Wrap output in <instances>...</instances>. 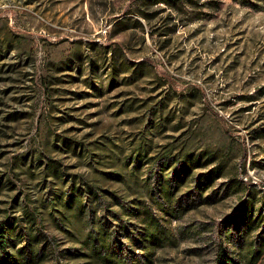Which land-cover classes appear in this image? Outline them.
Here are the masks:
<instances>
[{"label":"rangeland","instance_id":"rangeland-1","mask_svg":"<svg viewBox=\"0 0 264 264\" xmlns=\"http://www.w3.org/2000/svg\"><path fill=\"white\" fill-rule=\"evenodd\" d=\"M93 222L264 264V0H0V264H104Z\"/></svg>","mask_w":264,"mask_h":264},{"label":"trees","instance_id":"trees-1","mask_svg":"<svg viewBox=\"0 0 264 264\" xmlns=\"http://www.w3.org/2000/svg\"><path fill=\"white\" fill-rule=\"evenodd\" d=\"M82 189V191L86 192L87 194H92L97 199H99L100 196L97 193L96 187L90 184H84ZM120 206L124 208L123 204H120ZM26 215H28L29 219L32 220V222L36 225L40 223V220L37 217L35 219V210L28 211V214ZM149 216L151 217V220L155 222L154 216L152 214ZM118 220L120 221V217ZM93 224L94 222L91 223L90 232L87 236V243L91 248V253L93 256L95 255L100 260H102L104 264H111L113 258L116 257L119 250L115 249L112 242L109 243L110 234L108 233L107 228H105V224L99 222V224L97 225V229L93 227ZM155 226L159 233L155 234L154 232L150 231V233H146L145 236H143L142 240H135V243L137 244V249L146 252V256L151 255L149 248L150 246L154 247L157 245H163L164 243L172 245L175 240L172 236L167 233L165 227L157 223ZM161 236L163 237L161 238ZM26 262H28V258Z\"/></svg>","mask_w":264,"mask_h":264}]
</instances>
